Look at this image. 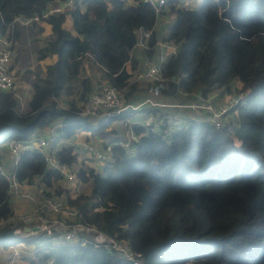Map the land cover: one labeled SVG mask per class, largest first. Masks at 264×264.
I'll return each mask as SVG.
<instances>
[{
  "label": "trees",
  "instance_id": "trees-1",
  "mask_svg": "<svg viewBox=\"0 0 264 264\" xmlns=\"http://www.w3.org/2000/svg\"><path fill=\"white\" fill-rule=\"evenodd\" d=\"M66 1L0 0V36L14 52L23 38V27L12 23L16 16L41 15ZM179 1L166 4L175 22L165 39L178 51L165 60L162 80L141 87L132 81L138 71L136 34L151 32L146 57L152 59L159 17L144 0H75L69 12L28 26L36 32L44 31L41 23L50 27V35L38 40L36 56L54 62L34 75L28 110H22L18 90L0 91V159L8 140H28L37 130L48 134L54 128L56 140L49 148L21 155L15 173L23 190L38 185L55 199L62 196L79 211L76 220L102 230L107 222L97 208H114L128 221V246L142 255L143 264H264V0H204L197 9L178 7ZM68 14L74 32L64 27ZM207 43L212 48L202 52ZM106 85L120 92L123 109L94 124L92 115L81 113ZM232 87L241 88L244 98L222 127L191 119L186 126L171 129L166 122L155 131L133 122L163 114L149 105L133 107L151 91L199 102L214 89ZM67 89L75 100L60 107L57 100ZM82 131L104 149L129 140L134 150L114 146L112 161L101 164L68 143ZM48 153L59 165L72 167L90 193L56 186L74 182L50 166ZM9 189L0 172V245L36 244L31 264H133L103 247L57 244L43 235L21 238L17 230L23 225Z\"/></svg>",
  "mask_w": 264,
  "mask_h": 264
},
{
  "label": "built area",
  "instance_id": "built-area-1",
  "mask_svg": "<svg viewBox=\"0 0 264 264\" xmlns=\"http://www.w3.org/2000/svg\"><path fill=\"white\" fill-rule=\"evenodd\" d=\"M75 0H68L62 5L57 7H51L47 9L41 15L24 16L18 15L13 19V25L18 26H30L34 23H39L49 15L57 12L64 11L65 7L72 5ZM126 1V0H125ZM152 5L157 16H160L168 0H144ZM142 31L140 44L145 48H149V44L146 43L151 37V32ZM160 47L166 46L165 44L158 43ZM173 51H178V46H172ZM11 58H12V45L8 38L0 36V91H10L16 89V80L11 70ZM166 55L160 53L157 61L153 63L147 70L138 74L139 81H159L163 79L162 66L166 60ZM239 89L234 87L230 90V94L233 97L226 102H222L220 96L215 98L192 102L187 105L179 104L181 107H189L192 110L200 111L203 115V120L207 123L213 124L216 127H222L229 121V112L235 105L239 104L244 98V93L239 92ZM124 100L120 92L112 85H106L101 92L95 93L86 103L82 116H105L111 117L121 113L123 109ZM152 106H158V104L148 100ZM138 107H135L137 109ZM171 117L158 114L150 116L146 122L148 127L152 130L158 131L161 127L169 122ZM54 128L51 129V133L48 137H43L34 134L28 140L10 139L6 142V149L9 151L12 157L13 170L7 171L6 167L0 163V172L5 175L10 182L9 194L15 196L21 201H25L30 206L28 209L18 214L17 219L23 225L17 230L18 236L24 239H34L38 236H46L50 238V241L57 244H78L81 246L94 245L95 247H103L108 250L117 252L128 261L133 264H143L142 255L134 252L127 244H120L115 240L107 230H102L94 225L85 224L76 220V216L79 211L64 204V202L55 199L54 197L38 196L33 192L23 190L20 183L17 181L15 169L20 161L21 155L30 149H43L51 146L56 140ZM134 137V136H133ZM114 146H121L126 148L129 152H133L134 148L132 142L129 140H117L102 148L92 142H85L82 144V150L90 153L92 157L100 162L112 161L111 151ZM50 166L60 170L61 174L67 180L76 182L77 177L72 167L66 165H59L55 160L53 153L47 155ZM28 227L29 230H25ZM38 228L33 230V228ZM13 250V259L21 257L20 251L16 245L11 246Z\"/></svg>",
  "mask_w": 264,
  "mask_h": 264
},
{
  "label": "crops",
  "instance_id": "crops-1",
  "mask_svg": "<svg viewBox=\"0 0 264 264\" xmlns=\"http://www.w3.org/2000/svg\"><path fill=\"white\" fill-rule=\"evenodd\" d=\"M203 1L204 0H200V2H197V0H180L179 3H178V7L187 8V9H197V8H199L202 5ZM188 5H195L196 7L193 8V7H189ZM69 7L71 9L72 5H69ZM167 10H170V11L167 12ZM169 12L170 13L172 12L171 9L169 7H165L164 10L162 11L161 15L157 19V25H156L155 30H156V33H157L158 42H157V47H156V53H155V55L153 56L152 59H149L148 57H146L147 48H145L144 46H142L140 44L142 31H141V33H140V30L137 32V34H136L137 41H136V44L134 46L133 62H134V64L138 65V71L139 70H144V71L147 70L153 63H155L157 61L160 53H164L166 55V58H168L170 55L175 54V52L173 51V48H172V46L175 45V44H172V43H169V42L165 41V39L167 38V36L169 34L171 25L175 22V16H171L170 17L169 14H168ZM169 19H170V21H169ZM23 27H27V26H23ZM42 27H44V31L43 32H36L34 30L33 31L32 30H26L28 27L27 28H21V30L23 32V38L20 41V43H18V45L23 43L24 38H27L26 39L27 41L32 40V42L37 40V42H36V45H37L36 51H37V49L41 45L40 41H38V40L44 39L45 37L49 36L50 33H51V30H50L49 26H47L46 24H43ZM64 27L66 29L70 30L71 32H74L73 20L69 23L68 20L66 19V21L64 23ZM149 40H150V38L148 40H146V43L149 44ZM158 43H162V45L165 44L166 46L160 47L158 45ZM211 48H212V46L209 43H207V44H204L203 47H201L200 50L205 52L204 51L205 49H207L206 51H209ZM38 62L44 68V66L46 64L54 62V59L48 58V59H45L43 61H38ZM133 62H131V63H129L127 65V68H128L129 71H132ZM94 69L97 70V67H94ZM87 71L91 72V68H88ZM96 74H98V73L96 72ZM137 83L141 87L144 84V81H140V82H137ZM24 86L28 87L29 90H30L29 94L27 93L25 95L26 97H28L30 99L31 94H32L31 85L27 84V85H24ZM25 87H23L21 85L18 89L25 90ZM22 93H20V91H19L20 98L22 97V95H21ZM140 98L141 99H140L139 103L136 104V105L134 104L133 107H138L139 108L141 106L146 107L147 105H149V106H151L153 108H160L161 112L164 115H167V116L170 115L169 117H171V120H169L168 123H169V126H170L171 129H177V128H180L182 126H186L191 119H198V120H202L203 119V117H202L203 115H202V113L200 111L192 110L191 108H189L187 106H185V107L179 106V104L187 105V104L192 103V99H189V101H186V102H183L180 98L172 100L170 97L165 96L162 92L161 93H157V92H153V91L147 93V95L141 96ZM148 100H150L152 102H155V103H158V104H162V105L161 106L160 105L152 106L149 103H146ZM199 100H202V99H199ZM57 102H58V100H57ZM192 115H194V117ZM197 115H200L201 117H199ZM99 117H104V116H99ZM149 117H147L146 119L144 118L143 120H140V121L139 120L137 121V120L133 119V122L135 121V122H138V123H143L145 126H147L146 122L149 119ZM119 127H120L121 130H123V126L122 125L119 126ZM45 133L46 132L44 130H37L35 134L43 136V137H48L50 135V133H51V130H50V133H48V134H45ZM123 134L127 135V132H124ZM87 135H88L87 132H83L82 131V132L78 133V135L73 139V141H69V142L67 141L68 143H72L73 145H75L78 148L79 151L81 150L83 152L82 153L83 156H86V157H88L87 154H86L87 152L82 150V144L83 143L92 142L93 144L99 145L97 140L94 139L93 137H90V139L87 140V138H86ZM133 136L134 135H132V136L129 135V137H131V138ZM1 156H2V158L0 159V163L3 164L4 167H6L7 171H9V172L12 171L13 170L12 157H11L9 151L6 149V151L3 152V154H1ZM74 183H78V181H76ZM37 189L40 190L38 185H35V186L32 185V186H27L26 187L27 191H30V192L33 191L34 194H37L40 197L44 196L43 194L45 193L46 190H40V192H39ZM11 198H12L13 206H14L15 210H21L22 209L24 211L25 208L28 209V207L30 206L25 201H21L18 198H16L15 196L11 195ZM16 215H17V212H16ZM23 242L17 243L15 245L17 247H19V245L21 243H23ZM36 251H38V247L34 251L31 252V254L29 255V259H32V258L35 257ZM20 263L25 264V262H20ZM0 264H6V262L3 261L0 258Z\"/></svg>",
  "mask_w": 264,
  "mask_h": 264
},
{
  "label": "rangeland",
  "instance_id": "rangeland-1",
  "mask_svg": "<svg viewBox=\"0 0 264 264\" xmlns=\"http://www.w3.org/2000/svg\"><path fill=\"white\" fill-rule=\"evenodd\" d=\"M197 2H200V0H197ZM189 7H196L195 5H188ZM70 7H65L64 11L69 12ZM170 10H167V12ZM169 16H175L173 12L168 13ZM67 20L70 23L72 21V17L68 14ZM170 21V19H169ZM40 23V22H39ZM43 23H41L39 26L42 27ZM23 27V26H21ZM28 27V26H27ZM23 27V28H27ZM26 30H30V27H28ZM27 38H24V41L22 44H16V47L14 49V52L12 51V55H14L13 59L11 60L12 64V72L14 74L15 80H16V90L20 91L22 93L21 97V106L22 110L26 111L28 110L27 102H28V97L25 95L29 92V88L25 87L24 85H31L33 77L36 73H41L43 72V66L38 62L37 56H36V41L32 42V40L27 41ZM35 43V44H34ZM18 45V46H17ZM205 49L204 51H206ZM203 52V51H202ZM149 62V61H148ZM144 70H139L133 73V82H140L139 79L137 78L138 74L141 73ZM237 86H242V83L240 81L235 83ZM25 87V90H20L18 89L20 86ZM28 88V89H27ZM233 88V87H232ZM232 88L226 89H214L210 93V98H215L216 96H220L222 102L228 101L230 98L233 97V94H230V90ZM19 93V92H18ZM65 94L61 99L58 100V104L60 107L66 106L72 102V100H75L73 98L74 93L71 89H67ZM202 113V112H201ZM201 115V114H200ZM200 115H197L201 117ZM170 116V115H169ZM194 117V115H192ZM203 117V116H202ZM93 122L94 124H98L102 121H104L103 118L101 117H95L93 116ZM171 120V119H170ZM94 141V140H93ZM88 156H90V153H86ZM101 164L103 162H100ZM56 186L60 188H71L74 191V194H79V193H84L88 194L90 193V185H80L78 183H68L65 180L62 182H58ZM44 196L49 195L48 192H45L43 194ZM51 196V195H50ZM60 201L63 202L62 196L59 197ZM27 208L24 209V211L21 210H15L18 214H21L26 211ZM98 211L101 212L103 218L105 219V222H107V230L112 236L115 237V240L118 241L120 244H127L129 240V230H128V221H124L119 215L116 213L114 208L110 206H99L97 208ZM38 246L34 243H27L23 242L17 247V249L21 253V257L13 259V251L11 248V245H0V258L6 262V264H23L20 262H25V264H31L29 255L31 254L32 251H34ZM25 255V256H24Z\"/></svg>",
  "mask_w": 264,
  "mask_h": 264
},
{
  "label": "water",
  "instance_id": "water-1",
  "mask_svg": "<svg viewBox=\"0 0 264 264\" xmlns=\"http://www.w3.org/2000/svg\"><path fill=\"white\" fill-rule=\"evenodd\" d=\"M37 229H38V228H36V227H35V228H33V230H37ZM25 230H27V231H28V230H29V228H28V227H25Z\"/></svg>",
  "mask_w": 264,
  "mask_h": 264
}]
</instances>
